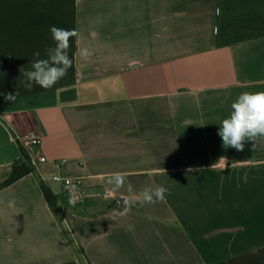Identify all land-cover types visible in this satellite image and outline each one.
<instances>
[{
  "label": "crops",
  "instance_id": "1",
  "mask_svg": "<svg viewBox=\"0 0 264 264\" xmlns=\"http://www.w3.org/2000/svg\"><path fill=\"white\" fill-rule=\"evenodd\" d=\"M51 26L78 33L72 67L27 90ZM261 91L264 0H0V184L19 137L36 131L45 155L0 187V264H84L78 245L91 264H264V139L237 151L218 135ZM54 174L80 178L79 196ZM129 183L168 191L129 203Z\"/></svg>",
  "mask_w": 264,
  "mask_h": 264
},
{
  "label": "clouds",
  "instance_id": "2",
  "mask_svg": "<svg viewBox=\"0 0 264 264\" xmlns=\"http://www.w3.org/2000/svg\"><path fill=\"white\" fill-rule=\"evenodd\" d=\"M49 31L54 46L47 49V58L34 59L31 63V70L23 73L24 87L27 90H32L34 86L43 89L52 88L67 75L68 69L72 67L73 60L69 56V49L72 38L78 33L74 29L69 30L56 26H51ZM40 55L39 51L33 53L36 58ZM79 55L82 59L88 60L92 53L85 48L80 50ZM5 98L14 101L16 94L10 93ZM218 135L225 148L231 147L237 151H243L245 143L251 142L252 150H254L255 141L264 139V91L240 93L231 104L229 115L221 121ZM124 179L123 173H114L109 177L108 183L113 186V190H118L124 186ZM127 187L130 193L127 202H139L141 205L163 201L168 191L162 185L145 187L138 193L133 192L130 183ZM14 204L15 201L8 202L9 207Z\"/></svg>",
  "mask_w": 264,
  "mask_h": 264
},
{
  "label": "trees",
  "instance_id": "3",
  "mask_svg": "<svg viewBox=\"0 0 264 264\" xmlns=\"http://www.w3.org/2000/svg\"><path fill=\"white\" fill-rule=\"evenodd\" d=\"M21 153H22V159H19L13 165L10 177H8L4 182H2L0 184V187L10 185L11 183L15 182L16 180L20 179L24 175L29 174L31 172L36 173L35 167L27 161V158H25L26 157L25 153L22 149H21ZM38 178H39V184L42 189V192H44L43 195L45 199L49 203L50 207L54 209L55 212H57L59 210L57 195L44 182V180H42L40 175H38ZM67 235H69L68 231H67ZM68 238L71 239L70 235ZM77 251L81 256H83V260H84L83 262H85L86 264H91L89 262L90 260H88V258L86 257L85 252L81 246L79 245L77 246Z\"/></svg>",
  "mask_w": 264,
  "mask_h": 264
},
{
  "label": "built area",
  "instance_id": "4",
  "mask_svg": "<svg viewBox=\"0 0 264 264\" xmlns=\"http://www.w3.org/2000/svg\"><path fill=\"white\" fill-rule=\"evenodd\" d=\"M20 149L25 153V158L30 164H37L38 161L45 158V155L37 149L40 144V136L36 131H30L27 134L18 138ZM22 158V153H21ZM53 180L61 182L64 186L68 188L70 193L74 196H79L78 189L75 184L79 183L80 178L64 177L61 174H54L52 176Z\"/></svg>",
  "mask_w": 264,
  "mask_h": 264
},
{
  "label": "rangeland",
  "instance_id": "5",
  "mask_svg": "<svg viewBox=\"0 0 264 264\" xmlns=\"http://www.w3.org/2000/svg\"><path fill=\"white\" fill-rule=\"evenodd\" d=\"M31 165H33L34 167H35V169H36V164H31ZM83 260V259H82ZM84 264H86L85 262H83Z\"/></svg>",
  "mask_w": 264,
  "mask_h": 264
}]
</instances>
